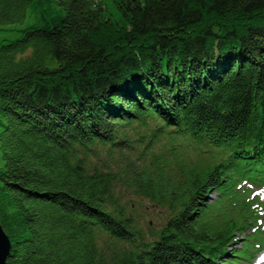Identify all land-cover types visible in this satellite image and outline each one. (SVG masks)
Here are the masks:
<instances>
[{
	"label": "trees",
	"instance_id": "1",
	"mask_svg": "<svg viewBox=\"0 0 264 264\" xmlns=\"http://www.w3.org/2000/svg\"><path fill=\"white\" fill-rule=\"evenodd\" d=\"M140 145L125 175L166 212L156 229L91 160ZM258 189L264 0H0L6 264L250 263Z\"/></svg>",
	"mask_w": 264,
	"mask_h": 264
},
{
	"label": "rangeland",
	"instance_id": "2",
	"mask_svg": "<svg viewBox=\"0 0 264 264\" xmlns=\"http://www.w3.org/2000/svg\"><path fill=\"white\" fill-rule=\"evenodd\" d=\"M140 133H142V129H138ZM132 134L134 137L135 131H132ZM159 141H156L151 145V148L149 151H155L156 156L159 157ZM142 145L135 147L134 150H123L122 152H116L113 159H110L108 156L106 150L104 148H101L97 152L98 157H91L92 162H95L98 165H101L104 159H107L110 161V163L118 170L120 171V179L119 183L117 184V190L120 194H123L126 199L129 202H134L137 205V211L136 213L140 216V224L143 228L148 227L149 225L151 228H158L159 225L163 222L165 211L158 206H153L150 202H148L145 199L138 198L134 195L131 187L128 185L130 182L128 181V177L125 174L130 173V169H133L134 167L130 164V162L135 161L136 163H147L149 160V154L146 153V151L141 152ZM185 154V158H188L189 160L196 161L197 158L206 160V154L205 153H194L191 150H185L183 151ZM133 160V161H132ZM134 164V162H133ZM264 191L262 189H258V194L262 197ZM215 194L211 193L208 194V198H214ZM264 217L261 219V230L264 229ZM249 232H251V228L248 229ZM239 245V244H238ZM264 246V245H263ZM262 254H264V247L262 249V252H260L255 261L245 264H264V262H258L259 258L262 257Z\"/></svg>",
	"mask_w": 264,
	"mask_h": 264
},
{
	"label": "water",
	"instance_id": "3",
	"mask_svg": "<svg viewBox=\"0 0 264 264\" xmlns=\"http://www.w3.org/2000/svg\"><path fill=\"white\" fill-rule=\"evenodd\" d=\"M10 247V240L0 224V264H6Z\"/></svg>",
	"mask_w": 264,
	"mask_h": 264
},
{
	"label": "bare ground",
	"instance_id": "4",
	"mask_svg": "<svg viewBox=\"0 0 264 264\" xmlns=\"http://www.w3.org/2000/svg\"><path fill=\"white\" fill-rule=\"evenodd\" d=\"M258 262H264V254H262V257L259 258Z\"/></svg>",
	"mask_w": 264,
	"mask_h": 264
}]
</instances>
